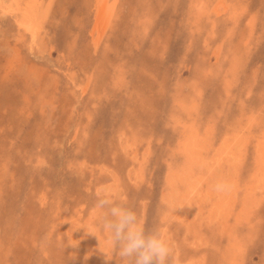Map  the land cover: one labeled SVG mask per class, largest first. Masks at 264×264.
<instances>
[{
    "label": "rangeland",
    "instance_id": "rangeland-1",
    "mask_svg": "<svg viewBox=\"0 0 264 264\" xmlns=\"http://www.w3.org/2000/svg\"><path fill=\"white\" fill-rule=\"evenodd\" d=\"M23 2L20 0L21 7ZM97 2L37 0L35 11L41 13L37 14L40 17L36 22L40 27L39 35H34L35 40L17 23L22 10H13V15L0 10L3 13H0V264H101V261L118 264L111 242L97 221L99 212L95 205L101 195H109L116 202L132 208L146 230L162 232L171 249L167 264H264V186L260 183L259 187L250 181L254 182L256 178L252 170L258 166V142L264 140V0H108L107 8H113V15L106 27L96 24ZM96 27L103 31L100 40ZM148 65L150 72L146 68ZM140 70L148 76L143 71L141 74ZM154 81L163 84L154 85ZM119 91L124 93L117 95ZM95 93L101 98H97ZM144 96L154 99H149V102ZM85 102H89V107ZM175 104L177 107L174 108ZM192 104L193 108L196 105L194 109L189 107ZM123 113L127 118L134 114L132 121L127 120ZM249 114L254 120L250 122L255 126L248 119L246 121ZM189 122H193L197 129L200 127L202 133L207 130L212 143L208 148L200 144L198 156L195 155L198 161L194 159L191 165L185 162L186 153L179 140L185 132L181 123L188 125ZM245 132L248 135L244 136ZM255 136L258 141H255ZM228 142V151L234 143L244 148L240 152L235 149L230 152L238 159L236 166L241 167L235 177L233 171L230 172L233 166L229 164L231 168H228L227 160L214 158L217 147L228 145L225 144ZM177 161L175 168L173 164ZM180 166H184L190 177L182 180L172 176L170 170L181 172ZM245 168L251 170L246 171ZM219 169L231 174L227 175L237 184L238 190L231 208H224L225 219L222 220L217 210L212 209L213 205L200 194H196L199 200L192 198V204H185L184 210L177 209L173 203L175 208L169 211L170 193L174 195L177 192L175 195L181 197L180 189L201 177V184L194 181L193 185L203 186V190L197 188L195 191L205 193L210 184L217 183ZM262 169L256 173L264 177ZM169 175L173 177L171 180ZM247 188L255 197L252 198L253 205H248L252 217L248 222L240 221V226L236 219L243 214L241 208ZM217 202L222 205L225 200L219 198ZM249 222L253 229L247 228ZM83 223L90 224L93 234L80 229L77 233L81 252H72L68 236ZM235 233L238 241L231 244L230 239ZM86 242L92 247L90 253L87 250L88 259L82 257ZM193 243L198 249H193ZM106 248L109 259L102 260L100 254L104 249L106 252ZM190 258L193 261H189Z\"/></svg>",
    "mask_w": 264,
    "mask_h": 264
},
{
    "label": "bare ground",
    "instance_id": "bare-ground-1",
    "mask_svg": "<svg viewBox=\"0 0 264 264\" xmlns=\"http://www.w3.org/2000/svg\"><path fill=\"white\" fill-rule=\"evenodd\" d=\"M36 1L37 0H24V5H23V7H21L20 6V0H0V10L2 11V12H4V13H11V12H13V10L15 11V10H22V14H21V16H20V20H18V22L17 23H19L20 25H21V27H23L27 32H29V33H31V35H32V39H34V35H36L37 34V31H38V27H40V25L38 26L37 25V22H36V19L38 18V16L40 15V11L38 12V10H37V12L35 11L36 10V8L38 7L37 5H36ZM107 1L108 0H98V4H97V14H96V16L95 17H97V23L96 24H98V27L99 26H105L106 27V23H107V21H108V19L110 18V16H111V14L113 15V13H112V10H113V8H107ZM111 1V0H110ZM199 1V0H198ZM41 2V1H40ZM201 2V1H200ZM204 2V1H203ZM208 2V1H207ZM212 2V1H211ZM49 3H51V1H49ZM192 3H193V1H192ZM197 3V2H196ZM223 3V2H222ZM202 4V3H201ZM207 4V3H206ZM224 4V3H223ZM204 5V4H203ZM43 6V5H42ZM192 6V5H191ZM211 6V5H210ZM41 7V6H40ZM196 6L194 5V8H195ZM225 7V6H224ZM42 8V7H41ZM96 9V8H95ZM226 9V8H225ZM41 10V9H40ZM42 10H44V9H42ZM48 10V9H47ZM1 11H0V13H1ZM203 11V10H202ZM226 11V10H225ZM21 12V11H20ZM45 13H46V11H44ZM114 12V11H113ZM205 12V11H204ZM203 12V13H204ZM16 13V12H15ZM44 13V14H45ZM1 14H3V13H1ZM12 14V13H11ZM37 14H39L38 16H37ZM42 14H43V12H42ZM44 14H43V16H44ZM205 14V13H204ZM13 15V14H12ZM45 16H46V14H45ZM15 17V16H14ZM40 17V16H39ZM197 17V16H196ZM203 17V16H202ZM215 17V16H214ZM16 18V17H15ZM198 18V17H197ZM205 18V17H204ZM43 19V18H42ZM140 19H142V18H140ZM41 20V19H40ZM39 20V21H40ZM197 20V19H196ZM211 20V19H210ZM224 20V19H223ZM43 20H41L40 22H42ZM137 21H139V19L137 20ZM198 21V20H197ZM196 21V22H197ZM39 23V22H38ZM45 23V22H44ZM216 23V22H215ZM226 23V22H225ZM42 24V23H41ZM17 25V24H16ZM210 26V25H209ZM20 27V26H19ZM18 27V28H19ZM103 28V27H102ZM196 28V27H195ZM199 28H200V26H199ZM21 29V28H20ZM96 31L98 32V40H100L101 38H102V36H103V34H101L103 31H101V30H98V28L96 27ZM41 30V29H40ZM94 30V29H93ZM104 30H105V28H104ZM225 30V29H224ZM199 31V30H198ZM21 32V31H20ZM211 32V31H210ZM230 32V31H229ZM207 33V32H206ZM205 33V34H206ZM212 33H214V32H212ZM92 34V33H91ZM215 34V33H214ZM37 35H39V33L37 34ZM36 35V36H37ZM218 35V34H217ZM205 37V36H204ZM223 37V36H222ZM226 37V36H225ZM224 38V37H223ZM42 39V38H41ZM205 39V38H204ZM221 39V38H220ZM22 40V39H21ZM35 40V39H34ZM33 40V41H34ZM45 41V40H44ZM96 42L97 43H99L100 41H97L96 40ZM34 43V42H33ZM35 43H36V41H35ZM105 44V43H104ZM211 44V43H210ZM222 44V43H221ZM38 45V44H37ZM205 45V44H204ZM226 45V44H225ZM15 47H16V45H15ZM40 47V46H39ZM14 49V48H13ZM12 49V50H13ZM16 49V48H15ZM9 50V49H8ZM11 52V51H10ZM17 52V51H16ZM19 52V51H18ZM28 53V52H27ZM120 53V52H119ZM123 53V52H122ZM121 53V54H122ZM221 54V53H220ZM128 55V54H127ZM119 56V55H118ZM122 56V55H121ZM11 57V56H10ZM17 57V56H16ZM213 57V56H212ZM224 57V56H223ZM13 58V57H12ZM126 58V57H125ZM109 60H111V59H109ZM120 61H122V60H120ZM108 62V61H107ZM8 63V62H7ZM14 63H15V61H14ZM121 63V62H120ZM11 64V63H10ZM119 64V63H118ZM143 65V64H142ZM147 65V64H146ZM208 65V64H207ZM12 66H13V64H12ZM22 66V65H21ZM137 66H139V65H137ZM141 66V65H140ZM234 66V65H233ZM9 67V66H8ZM7 67V68H8ZM120 67V66H119ZM142 67V66H141ZM144 67H145V65H144ZM136 68V67H135ZM138 68V67H137ZM146 68H148V70H149V72H150V68H149V65H148V67H146ZM12 69H14V67H12ZM139 69H140V67H139ZM145 69V68H144ZM154 69V68H153ZM153 69H151V71L153 70ZM109 70V69H108ZM112 70V69H111ZM136 70H138V69H136ZM146 70V69H145ZM148 70H146L147 71V73H148ZM223 70V69H222ZM2 71V70H1ZM12 71V70H11ZM10 71V72H11ZM105 71V70H104ZM139 71V70H138ZM141 71H143V70H140V72ZM113 72V71H112ZM115 72V71H114ZM134 72V71H133ZM144 72L145 71H143V74H144ZM153 73L152 74H154V71H152ZM6 73H7V71H6ZM136 73V72H135ZM139 73V72H138ZM138 73H137V75H138ZM147 73L145 72V74L147 75ZM218 73H219V71H218ZM225 73V72H224ZM3 74V73H2ZM1 74V75H2ZM90 74V73H89ZM141 74H142V72H141ZM140 74V75H141ZM149 74V73H148ZM223 74V73H222ZM229 74V73H228ZM3 75H5V74H3ZM10 75V74H9ZM33 75V74H32ZM133 75V74H132ZM98 76V75H97ZM104 76V75H103ZM102 76V77H103ZM148 76V75H147ZM160 76V75H159ZM124 77V76H123ZM140 77V76H139ZM153 77V76H152ZM152 77L150 76V78H151V80H153L152 79ZM219 77H220V75H219ZM228 78H229V75L227 76ZM77 78H79V77H77ZM88 78V77H87ZM98 78V77H97ZM128 78H130L129 76H128ZM140 78H142V77H140ZM144 78V77H143ZM146 78V77H145ZM2 79V78H1ZM86 79V78H85ZM102 79V78H101ZM147 79H149V77H147ZM155 79V78H154ZM227 79V78H226ZM76 80V79H75ZM87 81H88V79H86ZM111 80V79H110ZM205 80V79H204ZM225 80V79H224ZM229 80V79H228ZM84 81V80H83ZM87 81H84L85 83L87 82ZM108 81V80H107ZM115 81H117V80H115ZM119 81V80H118ZM141 81H143V79H141ZM150 81V80H149ZM155 81H157V80H155ZM154 81V85H155V83H159V85H161L160 84V82L158 81V82H155ZM106 82V81H105ZM225 82V81H224ZM80 83H82V82H80ZM88 83V82H87ZM92 83V82H91ZM107 83V82H106ZM113 83V82H112ZM138 83V82H137ZM151 83V84H152ZM162 83V82H161ZM252 83V82H251ZM77 84V83H76ZM105 84V83H104ZM116 84H117V82H116ZM123 84V83H122ZM143 84V83H142ZM144 84H145V82H144ZM147 84H148V82H147ZM163 84V83H162ZM193 84V83H192ZM191 84V85H192ZM219 84V83H218ZM217 84V85H218ZM222 84V83H221ZM84 85V84H83ZM113 85H114V83H113ZM138 85V84H137ZM141 85V84H140ZM159 85L157 86V87H159ZM214 85V84H213ZM252 85V84H251ZM87 86V85H86ZM133 86V85H132ZM131 86V87H132ZM134 86H136V84L134 85ZM133 86V87H134ZM145 86H146V84H145ZM218 86H220V85H218ZM122 87V86H121ZM139 87V86H138ZM148 87H150V85L148 86ZM217 87V86H216ZM224 87V86H223ZM84 89H85V87H83ZM113 88H114V86H113ZM118 88V87H117ZM142 88H143V86H142ZM132 89V88H131ZM148 89V88H147ZM150 89V88H149ZM263 89V88H262ZM117 90V89H116ZM124 90V89H123ZM140 90V88L138 89V91ZM143 90V89H142ZM141 90V91H142ZM144 90H146L145 89V87H144ZM144 90H143V92H144ZM152 90V89H151ZM156 90V89H155ZM161 90V89H160ZM223 90H224V88H223ZM264 90V89H263ZM141 91H140V93H141ZM147 91V90H146ZM77 92V91H76ZM83 92V91H82ZM85 92V91H84ZM93 92H95V91H93ZM113 92V91H112ZM130 92V91H129ZM129 92L127 93V94H129ZM150 92V91H149ZM157 92H159V91H157ZM157 92L156 93H154V94H157ZM162 92V91H161ZM160 92V93H161ZM215 92H216V90H215ZM96 93H97V91H96ZM96 93H95V96L98 98L99 96H97L96 95ZM121 93H124V92H121ZM120 93V91H119V94H117V95H120L121 94ZM139 93V94H140ZM258 93V92H257ZM261 93V92H260ZM77 94V93H76ZM84 94V93H83ZM82 94V95H83ZM86 94V93H85ZM87 94H89V93H87ZM107 94H108V96H110L109 95V93L107 92ZM110 94H112V93H110ZM136 94V93H135ZM144 94V93H143ZM153 94V95H154ZM78 95V94H77ZM81 95V96H82ZM124 95V94H123ZM134 95V94H133ZM138 95V94H137ZM200 95V94H199ZM232 95V94H231ZM262 95V94H261ZM94 96V97H95ZM140 96V95H139ZM142 96V95H141ZM152 96V95H151ZM150 96V97H151ZM156 96V95H155ZM166 96V95H165ZM229 96V95H228ZM227 96V97H228ZM260 96V95H259ZM143 97V96H142ZM147 97H149V95L147 96ZM224 97V96H223ZM244 97H246L245 95L243 96V98ZM261 97V96H260ZM99 98H101V96L99 97ZM102 98H103V96H102ZM139 98V97H138ZM144 98H145V96H144ZM144 98H142V100L144 99ZM152 98V97H151ZM151 98H149V99H151ZM161 98H163V97H161ZM160 98V99H161ZM175 98V97H174ZM228 98H230V97H228ZM87 99H89V98H87ZM91 99V98H90ZM107 99V98H106ZM141 99V98H140ZM145 99H147V98H145ZM149 99H147L148 101H149ZM152 99H154V98H152ZM233 99V98H232ZM245 99V98H244ZM85 100V99H84ZM83 100V101H84ZM177 100V99H176ZM175 100V101H176ZM157 101H159V100H157ZM156 101V102H157ZM162 101V100H161ZM174 101V102H175ZM180 101H181V99H180ZM239 101V100H238ZM79 102V101H78ZM77 102V103H78ZM146 102V101H145ZM145 102H141V103H143V105H144V103ZM150 102V101H149ZM151 102H153L152 100H151ZM182 102V101H181ZM247 103H248V101H246ZM245 102V103H246ZM85 103H87V102H85ZM89 103V102H88ZM88 103L86 104V107H89V106H87L88 105ZM91 103V102H90ZM129 103V102H128ZM128 103L127 104H125V105H128ZM137 103H138V101H137ZM136 103V104H137ZM147 103V102H146ZM145 103V104H146ZM228 103V102H227ZM227 103H225V104H227ZM232 103V102H231ZM244 103V104H245ZM264 103V102H263ZM81 104V103H80ZM152 104V103H151ZM235 104V103H234ZM249 104V103H248ZM140 105V104H139ZM150 105V104H149ZM173 105H174V103H173ZM182 105V104H181ZM135 106H137V105H135ZM151 106V105H150ZM153 106V105H152ZM193 106H194V104H192V105H190L189 107H190V109H194L195 107H196V105H195V107L193 108ZM233 106V105H232ZM240 106V105H239ZM248 106V105H247ZM85 107V108H86ZM127 107V106H126ZM145 107V106H144ZM157 107V106H156ZM175 107H177L176 106V104H175V106H174V108ZM219 107V106H218ZM234 107V106H233ZM249 107H250V105H249ZM262 107V106H261ZM261 107H259V108H261ZM138 108V107H137ZM147 108V107H146ZM153 108H154V106H153ZM180 108V107H179ZM185 108V107H184ZM239 108V107H238ZM243 108H244V105H243ZM251 108V107H250ZM128 109V108H127ZM136 109V108H135ZM135 109H133V111H135ZM219 110H220V108H218ZM233 109V108H232ZM246 109V112H247V108H245ZM83 110H86V109H83ZM124 110H126L125 108H124ZM138 109H136V111H137ZM145 110V109H144ZM150 110H152L151 108H150ZM185 110V109H184ZM196 110V109H195ZM226 110V109H225ZM224 110V111H225ZM251 110V109H250ZM255 110V109H254ZM254 110H252V111H254ZM128 111H131V109H128ZM132 111V112H133ZM175 111V110H174ZM181 111H182V109H181ZM189 111V110H188ZM258 112H259V110H257ZM257 111H255V112H257ZM78 112V111H77ZM84 112V111H83ZM82 112V113H83ZM86 112V111H85ZM125 112V111H124ZM148 113H150L149 112V109H148V111H147ZM221 113H222V109H221V111H220ZM235 112V111H234ZM251 112V111H250ZM130 113V112H129ZM129 113H127L126 115H128ZM176 113H178V112H176ZM252 113V112H251ZM261 113V112H260ZM72 114V113H71ZM74 114H76V112L74 113ZM124 114V113H123ZM132 114V113H131ZM134 114H135V112H134ZM134 114H132L133 115V117H134ZM138 114V113H137ZM174 114V113H173ZM185 114V113H184ZM216 113H214V115H215ZM230 114H231V112H230ZM254 114V113H253ZM256 114V113H255ZM78 115V114H77ZM76 115V116H77ZM79 115H81V114H79ZM85 116H86V114H84ZM171 116H173L172 114H170ZM179 115H180V113H179ZM195 115V114H194ZM238 115V114H237ZM248 115V114H247ZM66 116V115H65ZM123 116H125V114L123 115ZM131 116V115H130ZM156 116V115H155ZM155 116H153V117H155ZM175 116V115H174ZM216 116H219L218 114L216 115ZM221 116V115H220ZM259 116V115H258ZM126 117V116H125ZM132 116H131V118H133ZM137 117H140V116H137ZM136 117V118H137ZM181 117V116H180ZM192 117H193V115H192ZM209 117H212V115L210 116L209 115ZM213 117H215V116H213ZM228 117V116H227ZM237 117V116H236ZM242 117V116H241ZM261 117H262V115H261ZM78 118H79V116H78ZM127 118V117H126ZM131 118H127V120L129 119V120H131L132 121V119ZM135 118V119H136ZM173 118H176V117H173ZM183 118H185L184 116H183ZM198 118H199V116H198ZM219 118V117H218ZM218 118H216V119H218ZM230 118V117H229ZM229 118H228V120H229ZM239 118H240V116H239ZM245 118V117H244ZM259 118V117H258ZM258 118H257V120H258ZM81 119H82V116H81ZM88 119H89V117H88ZM124 119V118H123ZM167 119H169V118H167ZM200 119H202V121H203V118H200ZM199 119V120H200ZM210 119V118H209ZM221 119H224V118H221ZM247 119H248V121L250 122V120H251V118H250V114H249V117L248 118H246V121H247ZM154 120H155V118H154ZM170 120V119H169ZM180 120V119H179ZM191 121H193L192 119H190ZM215 120V119H214ZM238 120V119H237ZM240 120H242V119H240ZM245 120V119H244ZM78 121V120H77ZM83 121H84V118H83ZM139 121V120H138ZM167 121V120H166ZM175 121V120H174ZM201 120H200V124H201V122H202ZM208 121V120H207ZM210 121H212L213 122V120H210ZM218 121V120H217ZM222 121V120H221ZM252 121H254V120H251V122ZM259 121V120H258ZM125 122V121H124ZM160 122V121H159ZM205 122V121H204ZM224 122H226V121H223V123ZM230 122V121H229ZM250 122V123H251ZM78 123H80V122H78ZM77 123V124H78ZM135 123H137V122H135ZM139 123V122H138ZM142 123V122H141ZM190 124H188V125H186V124H183V123H181L182 124V126L184 127L183 129H185L184 131V135L182 136V134H180L183 138H179V140L181 139V143H182V145H181V148L182 149H184V152L186 153V156H185V159L187 160V161H185L186 163H188V164H190V163H193V161H194V159L196 158V156L195 155H197L198 156V148L200 147V144L203 146V148H205V147H207L208 148V146L209 147H211L210 145L212 144L211 143V141H210V136H209V133L207 132V130L205 131V132H203L202 133V131H200V127L197 129V127L195 126V124L193 123V122H189ZM197 123V122H196ZM231 123H232V125H233V122H230V125H231ZM238 123V122H237ZM253 123V122H252ZM251 123V124H252ZM140 124V123H139ZM143 124V123H142ZM203 124H205V123H203ZM210 124V123H209ZM219 124V123H218ZM217 124V125H218ZM240 124H241V122H240ZM259 124V123H258ZM262 124V123H261ZM128 125H129V123H128ZM136 125V124H135ZM156 125V124H155ZM165 125V124H164ZM215 125V124H214ZM217 125H216V128H218L217 127ZM221 125V124H220ZM223 125V124H222ZM228 125V124H227ZM227 125H225V126H227ZM243 125H245V124H243ZM252 125H254L255 126V124H252ZM257 125V124H256ZM81 126V125H80ZM83 126V125H82ZM86 126V125H85ZM134 126V125H133ZM137 126H139V125H137ZM137 126L135 127L136 128V130H138L137 129ZM229 126V125H228ZM228 126H227V128H228ZM238 126V125H237ZM242 126V125H241ZM246 126H248V125H246ZM245 126V127H246ZM261 126V125H260ZM121 127V126H120ZM119 127V128H120ZM140 127H141V124H140ZM172 127V126H171ZM177 127V126H176ZM179 128H180V126H178ZM205 127H206V125L202 128L203 129V131H204V129H205ZM221 127V126H220ZM244 127V128H245ZM264 127V126H263ZM134 128V127H133ZM213 128V127H212ZM232 128V127H231ZM240 128H242V127H240ZM248 128H250V124H249V127ZM256 128V127H255ZM121 129V128H120ZM173 129V128H172ZM182 129V128H181ZM207 129H209V128H207ZM229 129V128H228ZM257 129V128H256ZM260 129V128H259ZM262 129V131H263V128H261ZM122 130V129H121ZM134 130V129H133ZM213 130H215V129H213ZM220 130V129H219ZM240 130V129H239ZM245 130V129H244ZM217 131V130H216ZM261 131V130H260ZM118 132V131H117ZM136 132V131H135ZM231 132V131H230ZM230 132H228V135H229V133ZM237 132V131H236ZM249 132V131H248ZM248 132H245L246 134L244 135V136H246V135H248ZM251 132V131H250ZM250 132H249V134H250ZM256 132V131H255ZM259 131H257L256 133H258ZM122 133V132H121ZM130 133V132H129ZM139 133V132H138ZM181 133V132H180ZM234 133V132H233ZM240 133H241V131H240ZM255 133V134H256ZM119 134V133H118ZM132 134V133H131ZM131 134H130V136H131ZM178 134H179V132H178ZM177 134V135H178ZM214 134V133H213ZM220 134V133H219ZM227 134V133H226ZM226 134H224V135H226ZM253 134V133H252ZM223 135V134H222ZM239 136H240V134H238ZM237 135V136H238ZM254 135V134H253ZM263 135V134H262ZM137 136L138 135H136V138H137ZM180 136V137H181ZM213 136V135H212ZM243 136V135H242ZM257 136V135H256ZM255 136V137H256ZM259 136V135H258ZM261 136V135H260ZM134 137V136H133ZM143 137V136H142ZM179 137V136H178ZM217 137V136H216ZM248 137V136H247ZM254 137V136H253ZM263 137V136H262ZM77 138V137H76ZM156 138V137H155ZM228 138V137H227ZM236 138V137H235ZM243 138V137H242ZM133 139V138H132ZM178 139V138H177ZM216 139V138H215ZM237 139V138H236ZM249 139V138H248ZM148 140V139H147ZM213 140H214V136H213ZM235 140V139H234ZM234 140H233V142H234ZM241 140H243V139H241ZM257 140V137H256V139H255V141ZM261 141L260 142H258V162L256 163L258 166H257V168H256V170L254 169V170H252L254 173H255V179H254V182H253V180H250V181H252V183H255V184H257V186H259L260 187V185L263 183V185L262 186H264V177L263 176H259L256 172H259V171H261V169L264 167V140L263 139H260ZM125 141V140H124ZM129 141V140H128ZM130 141H131V139H130ZM129 141V142H130ZM133 141H134V139H133ZM175 141V140H174ZM215 141H217V140H215ZM228 141H230V140H228ZM258 141V140H257ZM221 142V141H220ZM223 142V141H222ZM231 142V141H230ZM251 142H252V140H251ZM174 143V142H173ZM218 143H219V141H218ZM236 143H239V142H237L236 141ZM236 143H234L235 145L234 146H231V147H233L232 148V150H231V147H230V150L228 151V149H229V142L228 143H225V144H228V145H223V146H220V145H218V146H220V147H217V149H216V152H217V154H216V157H214V158H216V159H218V161L220 160H227L228 161V164H227V166L229 165V164H231L233 167L231 168L230 166H228V168L230 167L231 168V171L230 172H232L233 174L232 175H234V177L236 176V172H237V170H239V168H241V167H238V166H236L237 165V161H238V159H236V156L233 154V155H231L230 154V152L232 153L233 152V149H235V151H237V152H240L241 150H243L244 148H243V146L241 145H238V144H236ZM243 143H246V141H243ZM134 144V143H133ZM179 144V143H178ZM215 144V143H214ZM247 144V143H246ZM251 144V143H250ZM146 145V144H145ZM176 145V144H175ZM217 145V144H216ZM252 145V144H251ZM250 145V146H251ZM249 146V145H248ZM250 146H249V148H250ZM253 147H254V145H252ZM127 147H128V145H127ZM131 147V146H130ZM172 147V146H171ZM174 147V146H173ZM212 147H213V145H212ZM256 147V146H255ZM169 148V150H170V146L168 147ZM167 148V149H168ZM248 148V147H247ZM121 149V148H120ZM126 149V148H125ZM124 149V150H125ZM176 149V148H175ZM214 149H215V147H214ZM213 149V150H214ZM254 149H256V148H254ZM122 150V149H121ZM129 150V149H128ZM132 150V149H131ZM141 150V149H140ZM139 150V151H140ZM253 150V149H252ZM138 151V150H137ZM170 151H172V150H170ZM142 152V151H141ZM147 152V151H146ZM151 152V151H150ZM177 152V151H176ZM215 152V153H216ZM243 152V151H242ZM248 152L250 153V151L248 150ZM122 153V152H121ZM140 153V152H139ZM152 153V152H151ZM172 153V152H171ZM204 153V152H203ZM210 153V152H209ZM214 153V154H215ZM229 153V154H228ZM245 153V152H244ZM124 154V153H123ZM122 154V155H123ZM128 154V153H127ZM148 154H150V153H148ZM176 154V153H175ZM183 154V153H182ZM236 154V153H235ZM251 154V153H250ZM255 154H257V153H255ZM141 155V154H140ZM145 155V154H144ZM202 155V154H201ZM210 155H211V153H210ZM237 155V154H236ZM240 155H242V154H240ZM137 156H138V154H137ZM146 156H147V153H146ZM171 156H173V155H170V157ZM179 156V155H178ZM205 156V155H204ZM239 156V155H238ZM252 156H255V155H252ZM140 157V156H139ZM174 157V156H173ZM182 157V156H181ZM240 157V156H239ZM243 157V156H242ZM250 157V156H249ZM142 158V157H141ZM200 159V156L199 157H197V159ZM255 158H256V156H255ZM139 159V158H138ZM177 160H178V158H176ZM175 159V160H176ZM216 159H215V161H216ZM243 159V158H242ZM251 159V158H250ZM168 160H170V159H168ZM167 160V161H168ZM181 160V159H180ZM183 160V159H182ZM181 160V162H183ZM196 160V159H195ZM205 160H206V157H205ZM208 160V159H207ZM255 160V159H254ZM257 160V159H256ZM172 161H174V159H172ZM196 161H198V160H196ZM201 161V160H200ZM199 161V162H200ZM210 161V160H209ZM247 161V160H246ZM206 162V161H205ZM211 162V161H210ZM214 162V161H213ZM226 162V161H225ZM240 163H241V161H239ZM250 162V161H249ZM252 162H253V160H252ZM164 163V162H163ZM168 163V162H167ZM169 163H170V161H169ZM201 163V162H200ZM199 163V164H200ZM219 163V162H218ZM227 163V162H226ZM83 164V163H82ZM175 164V165H174ZM173 164V166L175 167V166H177L176 164H178V161H177V163H174ZM217 164V163H216ZM221 164H222V162H221ZM220 164V165H221ZM243 164V163H242ZM245 164H248V163H245ZM253 164H255V162L253 163ZM253 164H251L250 166H252ZM255 164V165H256ZM78 165V164H77ZM171 165H172V162H171ZM181 165V164H180ZM183 165V164H182ZM191 165V164H190ZM193 165V164H192ZM212 165V164H211ZM249 165V164H248ZM169 166V165H168ZM179 166V165H178ZM186 166V165H185ZM188 166V165H187ZM195 166V165H194ZM207 166H209V164L207 165ZM216 166V165H215ZM218 166V165H217ZM170 167V166H169ZM181 167V166H180ZM189 167V166H188ZM188 167H186V169L188 168ZM202 167V166H201ZM248 167V166H247ZM129 168V167H128ZM176 168V167H175ZM179 168V167H178ZM177 168V169H178ZM182 168V167H181ZM196 168V167H195ZM200 168V167H199ZM220 168V167H219ZM226 168V167H225ZM250 168V167H249ZM138 169V168H137ZM171 169V168H170ZM180 169V168H179ZM222 169V168H221ZM251 169H252V167H251ZM251 169H246L245 168V170L247 171H250ZM131 170V169H130ZM181 170V172L179 171V170H174V169H172V170H170L171 172V174H172V176L173 177H179L178 179H182V180H185V177H187V176H189L188 174H187V172L185 171V168H184V166H183V168L182 169H180ZM190 170V169H189ZM200 170V169H199ZM210 170V169H209ZM225 170V169H224ZM78 171V170H77ZM135 171V170H134ZM138 171V170H137ZM137 171H135V173L137 172ZM167 171V170H166ZM187 171H188V169H187ZM203 171V170H202ZM216 171V170H215ZM240 171H242L241 169H240ZM244 171V170H243ZM251 171V172H252ZM262 171H264V169H262ZM139 172V171H138ZM207 172V171H206ZM212 172V171H211ZM140 173V172H139ZM169 173V174H170ZM192 173V172H191ZM202 173V172H201ZM208 173V172H207ZM217 173H218V176H219V178L221 179V180H224L226 183H227V188L225 189V190H223V191H217L216 189H215V185L214 184H210L209 186H208V188H207V190L205 191V193H202L201 194V192H198V191H195L197 188H198V186L197 185H193L194 184V181H198V183H200L201 184V182H199V179H202V177L201 178H199L198 180H193V183L192 182H188V185H184V187L182 188V189H180V191H181V197L180 196H178V195H175L177 192V189H175L174 190V192H176L174 195L172 194V193H170L169 194V198H171V203H170V201H169V203H168V205H170L171 204V207H169V211H170V209H171V212L173 211V209L175 208L174 206H173V203H175L174 205H176V207H177V209H179V210H184L183 208H184V205L186 204L187 206H189L190 204H192V198H196V194H200V196L202 195L203 197H205L206 198V202H208V204H210L211 206H212V209L213 208H215V210H217V215L223 220V219H225L226 217L224 216V208L225 209H227V208H231V206H232V204L234 203V201L236 200V198H237V192H238V190L236 189V187H237V184H234L235 182H234V180H230V176L229 175H227L229 172H227V174H225L224 173V171L223 170H217ZM203 174V173H202ZM204 174H205V172H204ZM230 174V173H229ZM167 175H168V173H167ZM207 175V174H206ZM231 175V174H230ZM244 175V174H243ZM242 175V176H243ZM254 175V174H253ZM261 175H262V173H261ZM211 176L213 177L214 176V170H213V173L211 174ZM88 177V176H87ZM172 177V178H173ZM190 177V176H189ZM225 177H228V178H225ZM234 177H233V179H234ZM248 177V176H247ZM249 177H250V175H249ZM169 178H170V180L172 179L171 178V176L169 175ZM191 178H193V177H191ZM190 178V179H191ZM219 178H217L216 179V182H218V181H220V179ZM211 179V178H210ZM209 179V180H210ZM237 179V178H236ZM240 179H242V178H240ZM249 179V178H248ZM181 180V181H182ZM191 180V181H192ZM238 180V179H237ZM242 180H244V178L242 179ZM241 180V181H242ZM97 181V180H96ZM169 181V180H168ZM176 181V180H175ZM187 181V180H186ZM202 181H203V179H202ZM208 181V180H207ZM206 181V182H207ZM232 181V182H231ZM99 182H100V180H99ZM98 182V183H99ZM142 182V181H141ZM205 182V181H204ZM210 182H212V181H210ZM234 182V183H233ZM86 183V182H85ZM139 183V182H138ZM166 183V182H165ZM184 183V182H183ZM192 183V184H191ZM209 183V182H208ZM208 183H206V184H208ZM261 183V184H260ZM100 185H101V182L99 183ZM216 184V183H215ZM250 184H251V182H250ZM86 185H87V183H86ZM86 185H85V187H86ZM89 185V184H88ZM173 185V184H172ZM176 185V184H175ZM204 185V184H203ZM214 185V186H213ZM97 186V185H96ZM239 186V185H238ZM255 186V185H254ZM84 187V188H85ZM101 187V186H100ZM176 187H178V186H176ZM175 187V188H176ZM203 186H199V188L197 189V190H203V188H202ZM205 187V186H204ZM240 187H241V184H240ZM243 187V186H242ZM241 187V188H242ZM83 188V189H84ZM87 188V187H86ZM137 188V187H136ZM168 188V187H167ZM179 188V187H178ZM251 188V187H250ZM254 188V187H253ZM252 188V189H253ZM240 189V188H239ZM255 189H257V187L255 188ZM262 189H263V187H262ZM85 190V189H84ZM168 190V189H167ZM169 191V190H168ZM194 191H195V193H194ZM255 191V190H254ZM43 192V191H42ZM197 192V193H196ZM252 192V191H251ZM45 193V192H44ZM253 193V192H252ZM263 193V192H262ZM46 194V193H45ZM59 194V193H58ZM166 194V193H165ZM44 195V194H43ZM47 195V194H46ZM41 197V196H40ZM46 197V196H45ZM61 197V196H60ZM165 197V196H164ZM167 197V196H166ZM53 198V197H52ZM204 198V199H205ZM219 198H223V200H225V202L222 204V205H220V204H218V202H217V199H219ZM252 198H254L255 199V197H254V195H251V193H250V189L249 188H247L246 190H245V193H244V195H243V203H242V210H243V214H241L240 216H237V218L238 219H236V222H237V224L240 222V221H250V218L252 217V211H251V209L249 208V206H251V204H252V202H253V200L254 199H252ZM43 199V198H42ZM46 199H48V198H46ZM53 199H55V196H54V198ZM61 199V198H60ZM197 199V198H196ZM202 199V198H201ZM200 199V200H201ZM45 200V199H44ZM197 200H199V199H197ZM43 201V200H42ZM47 201V200H46ZM55 201V200H54ZM198 202H200V201H198ZM255 202V201H254ZM43 203V202H42ZM45 203V202H44ZM43 203V204H44ZM57 203V202H56ZM55 203V204H56ZM195 203V202H194ZM51 203H49V205H50ZM200 204V203H199ZM52 205V204H51ZM84 205V204H83ZM224 205V206H223ZM249 205V206H248ZM253 205V204H252ZM55 206V205H54ZM57 206V205H56ZM69 206V205H68ZM202 206H203V204H202ZM209 206V205H208ZM207 206V207H208ZM50 207V206H49ZM84 207V206H83ZM197 207H198V205H197ZM196 207V208H197ZM221 209H220V208ZM53 208V207H52ZM65 208V207H64ZM93 209V208H92ZM94 209H95V207H94ZM187 209V208H186ZM211 209V210H212ZM250 209V210H249ZM255 209V208H254ZM74 210H75V208H74ZM210 210V209H209ZM214 210V209H213ZM73 211V210H72ZM95 211V210H94ZM188 211H189V208H188ZM212 212V211H211ZM220 212H222V214L220 213ZM54 213H55V211H54ZM66 213V212H65ZM76 213H77V211H76ZM170 213V212H169ZM177 213V212H176ZM187 212H185V214H186ZM207 213H208V211H207ZM206 213V214H207ZM216 213V212H215ZM239 213V212H238ZM256 212H254V214H255ZM166 214V213H165ZM168 214V213H167ZM209 214V213H208ZM213 214V213H212ZM78 215H79V213H78ZM164 215V214H163ZM214 215V214H213ZM239 215V214H238ZM256 215V214H255ZM48 216V215H47ZM170 216V215H169ZM217 216V217H218ZM254 216V215H253ZM256 216H258V215H256ZM45 217H46V215H45ZM51 217V216H50ZM53 217H54V214H53ZM163 217V216H162ZM168 217V216H167ZM171 217V216H170ZM184 217V216H183ZM255 217V216H254ZM72 218V217H71ZM89 218V217H88ZM169 218V217H168ZM210 218H211V216H210ZM209 218V219H210ZM49 219V218H48ZM58 219V218H57ZM87 219V218H86ZM85 219V220H86ZM169 219H171V218H169ZM183 219V218H182ZM215 219V218H214ZM217 219V218H216ZM257 219H259V218H257ZM88 220V219H87ZM94 220V219H93ZM213 220V219H212ZM79 221V220H78ZM84 221V220H83ZM98 221V220H97ZM183 221H184V219H183ZM216 221V220H215ZM252 221H253V219H252ZM61 222V221H60ZM85 222V221H84ZM246 222V223H247ZM254 222V221H253ZM76 223V222H75ZM169 223V222H168ZM208 223V222H207ZM222 223V222H221ZM225 223V221L223 222V224ZM229 223H231V222H229ZM186 224H187V222H186ZM240 224V223H239ZM238 224V225H239ZM245 224V223H244ZM255 224V223H254ZM75 225V224H74ZM219 225V224H218ZM242 224H240V226H241ZM249 226L247 227V228H249V230H250V227H251V229H253V225H251L250 224V222H249V224H248ZM54 226V225H53ZM59 226H61V225H59ZM68 226V225H67ZM66 226V227H67ZM77 226V225H76ZM185 226V225H184ZM191 226V225H190ZM189 226V227H190ZM205 226V225H204ZM213 226V225H212ZM194 227V226H193ZM206 227V226H205ZM229 227V226H228ZM227 227V228H228ZM231 227V226H230ZM235 227V226H234ZM78 229H77V231L76 230H72V232H71V234H69V235H71V236H68L69 237V239H68V242H69V246H70V249H71V251L73 252V251H75V252H79L80 251V248H79V246H78V241H79V238H78V233L77 232H79V230L80 229H84V232L85 231H87V233L89 234V232L91 233V226H90V224L89 223H83V224H80V226H78L77 227ZM99 228V227H98ZM213 228V227H212ZM225 228V227H224ZM226 228V229H227ZM232 228H233V226H232ZM52 229V228H51ZM64 229V228H63ZM204 229V228H203ZM206 229V228H205ZM215 229V228H214ZM218 229V228H217ZM98 230V229H97ZM162 230V229H161ZM207 230V229H206ZM216 230V229H215ZM231 230V229H230ZM66 231H67V229H66ZM81 231V230H80ZM164 231V230H163ZM232 231H234V230H232ZM102 232V231H101ZM204 232V231H203ZM220 232V231H219ZM50 233V232H49ZM66 233H68V232H66ZM65 233V234H66ZM86 233V232H85ZM84 233V234H85ZM92 233H93V231H92ZM183 233V232H182ZM197 233V232H196ZM106 234V233H105ZM104 234V235H105ZM161 234H162V232H161ZM165 234V233H164ZM168 234V232H166V235ZM185 234V233H184ZM225 234V233H224ZM227 234V233H226ZM232 234V233H231ZM244 234H245V232H244ZM258 234V233H257ZM48 235V234H47ZM67 235V234H66ZM92 235V234H91ZM197 235V234H196ZM204 235V234H203ZM206 235V234H205ZM218 235V234H217ZM216 235V236H217ZM223 235V234H222ZM229 235V234H228ZM246 235H247V233H246ZM249 235V234H248ZM49 236V235H48ZM86 236H87V234H86ZM98 236V235H97ZM162 236H164V235H162ZM208 236V235H207ZM236 236H237V234L235 233V235H234V237H231V239H230V243L232 244H236V243H234L235 241L234 240H236L235 238H236ZM240 236V235H239ZM170 237V236H169ZM187 237V236H186ZM185 237V238H186ZM196 237V236H195ZM203 237V236H202ZM209 237H210V234H209ZM215 237V236H214ZM251 237V236H250ZM99 238V237H98ZM100 238H101V236H100ZM164 239H166L165 238V236L163 237ZM175 238V237H174ZM178 238V237H177ZM223 238V237H222ZM229 238V237H228ZM227 238V239H228ZM57 239V238H56ZM226 239V238H225ZM226 239V240H227ZM107 240V239H106ZM175 240H177V239H175ZM183 240V239H182ZM194 240H196V239H194ZM198 240V239H197ZM200 240V239H199ZM206 240V239H205ZM212 240V239H211ZM219 240V239H218ZM93 241V240H92ZM168 241V240H167ZM183 241H185V240H183ZM203 241V240H202ZM207 241V240H206ZM236 241H238V240H236ZM248 241V240H247ZM171 242V241H170ZM176 242V241H175ZM217 242V241H216ZM216 242H215V244H216ZM226 242H228V241H226ZM249 242V241H248ZM247 242V243H248ZM214 243V242H213ZM219 243V242H218ZM222 243V242H221ZM220 243V245H222ZM240 243V242H239ZM104 244V243H103ZM109 244V243H108ZM107 244V245H108ZM183 244V243H182ZM194 244V243H193ZM212 244V243H211ZM224 244V243H223ZM249 244V243H248ZM36 245V244H35ZM41 245V244H40ZM95 245H97V244H95ZM187 245H189V244H187ZM209 245V244H208ZM207 245V246H208ZM225 245H228V244H225ZM238 245V244H237ZM110 246V245H109ZM112 246V245H111ZM170 246V245H169ZM183 246V245H182ZM194 246H195V244H194ZM235 246V245H234ZM24 247V246H23ZM97 247V246H96ZM105 247H107V246H105ZM172 247V246H171ZM188 247V246H187ZM197 246H195V247H193V249L195 248V249H198V248H196ZM202 247V246H201ZM248 247H249V245H248ZM42 248V247H41ZM92 247H91V243H87L86 242V249H85V254L82 256L83 258H85V259H88V256H89V253H90V249H91ZM190 248V247H189ZM226 248V247H225ZM246 248H247V246H246ZM35 249V248H34ZM182 249V248H181ZM201 249H203V248H201ZM205 249V248H204ZM206 249H208V248H206ZM205 249V250H206ZM210 249V248H209ZM227 249V248H226ZM225 249V250H226ZM237 249V248H236ZM89 251V253H88V251ZM176 250V249H175ZM180 250V249H179ZM204 250V251H205ZM214 250V249H213ZM219 250V249H218ZM228 250V249H227ZM34 251V250H33ZM181 251V250H180ZM187 251H189V250H187ZM223 251V250H222ZM36 252V251H35ZM81 252V251H80ZM184 252H185V250H184ZM193 252V251H192ZM203 252V251H202ZM202 252H200V253H202ZM234 252H236V251H234ZM234 252H233V254H234ZM189 253V252H188ZM198 253V252H197ZM210 253V252H209ZM227 253V252H226ZM237 253V252H236ZM240 253V252H239ZM244 253V252H243ZM73 254V253H72ZM99 254V253H98ZM195 254V253H194ZM222 254V253H221ZM228 254V253H227ZM226 254V255H227ZM230 254V253H229ZM246 254V253H245ZM244 254V255H245ZM100 255H102L103 257H102V260L103 259H106V258H108V250H107V248H106V252H105V249H104V251H102L101 252V254ZM113 255H115V254H113ZM182 255V254H181ZM219 255V254H218ZM242 255V254H241ZM240 255V256H241ZM172 256V255H171ZM174 256V255H173ZM175 256H176V254H175ZM183 256V255H182ZM181 256V257H182ZM196 256V255H195ZM223 256H224V254H223ZM230 256V255H229ZM228 256V257H229ZM237 256V255H236ZM235 256V257H236ZM246 256V255H245ZM112 257V256H111ZM192 257V256H191ZM200 257V256H199ZM227 257V256H226ZM225 257V258H226ZM233 257V256H232ZM243 257V256H242ZM82 258V260H85V259H83ZM170 258V257H169ZM194 259H196L197 260V257L195 258V257H193ZM193 258L191 259H189V261L190 260H192L193 261ZM224 258V257H223ZM27 259V258H26ZM180 259H182V258H180ZM199 259V258H198ZM210 259V258H209ZM230 259V258H229ZM242 259V258H241ZM241 259H240V261H241ZM195 260V261H196ZM222 261L224 260V259H221ZM2 261V260H1ZM29 261V260H28ZM65 261H67V260H65ZM86 261V260H85ZM96 261V260H95ZM114 261V260H113ZM180 261V260H179ZM210 261V260H209ZM218 262H220L219 260H217ZM228 261V260H227ZM80 262V261H79ZM118 262V261H117ZM172 262V261H171ZM196 262H198V261H196ZM201 262H203V261H201ZM224 262V261H223ZM70 263V262H69ZM78 263V262H77ZM173 264H174V262H172ZM181 263V262H180ZM236 263V262H235ZM2 264H4V263H2ZM67 264V263H66ZM82 264V263H81ZM87 264V263H86ZM92 264V263H91ZM96 264H97V262H96ZM100 264V263H99ZM101 264H106V262L105 261H101ZM112 264V263H111ZM196 264V263H195ZM224 264V263H223ZM242 264V263H241Z\"/></svg>",
    "mask_w": 264,
    "mask_h": 264
},
{
    "label": "clouds",
    "instance_id": "clouds-1",
    "mask_svg": "<svg viewBox=\"0 0 264 264\" xmlns=\"http://www.w3.org/2000/svg\"><path fill=\"white\" fill-rule=\"evenodd\" d=\"M214 187L223 191L227 183L220 180ZM95 207L99 227L111 242L118 264H167L171 254L168 242L157 230H146L132 208L109 195H101Z\"/></svg>",
    "mask_w": 264,
    "mask_h": 264
}]
</instances>
